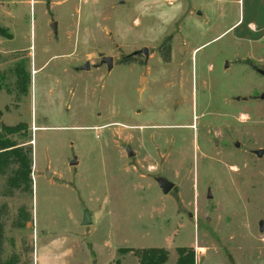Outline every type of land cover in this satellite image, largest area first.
<instances>
[{
    "label": "rangeland",
    "instance_id": "374dc122",
    "mask_svg": "<svg viewBox=\"0 0 264 264\" xmlns=\"http://www.w3.org/2000/svg\"><path fill=\"white\" fill-rule=\"evenodd\" d=\"M254 69L264 0H0V123L31 151L29 191L0 177V264H139L153 248L264 264Z\"/></svg>",
    "mask_w": 264,
    "mask_h": 264
},
{
    "label": "trees",
    "instance_id": "16d2710c",
    "mask_svg": "<svg viewBox=\"0 0 264 264\" xmlns=\"http://www.w3.org/2000/svg\"><path fill=\"white\" fill-rule=\"evenodd\" d=\"M18 81L19 90L25 94V83L28 80L26 81L23 78L20 80L18 78ZM25 129V124H18L12 128H5V132L6 135H14L24 132ZM30 153L29 149L18 147L15 142L6 136H0V177L6 178V185L10 191L22 188L29 191ZM22 216L21 214L19 217L21 218ZM20 218L17 219V222ZM1 237L0 225V242ZM132 253L138 259L139 264H166L168 257V253L163 249H144L132 251ZM176 255L175 264H195V254L192 249L177 248Z\"/></svg>",
    "mask_w": 264,
    "mask_h": 264
},
{
    "label": "water",
    "instance_id": "95a60500",
    "mask_svg": "<svg viewBox=\"0 0 264 264\" xmlns=\"http://www.w3.org/2000/svg\"><path fill=\"white\" fill-rule=\"evenodd\" d=\"M46 2V5L47 7L49 6V3H50V0H45ZM200 13L198 12V15ZM50 28L52 29L54 35H56V23H51L50 25ZM180 54H181V51H180ZM138 55H143L144 58H145V61H147L148 59V50L143 48L139 51H135L134 53L131 54V56H138ZM98 58H100V62L99 64L97 65V67H101L103 65H105L107 71H109L111 68H112V64H113V59L111 57H105L102 53H98L97 54ZM227 67V65H226ZM91 68L90 64L88 62H86L83 66L81 67H78L75 71H89ZM256 73H258L260 76L264 77V71L262 70H258V69H255ZM145 79L144 78H141L140 79V84L144 81ZM259 99L260 100H264V93H262L260 96H259ZM238 100V98H237ZM244 101L246 99H243ZM139 112V111H138ZM0 136L3 137V131H2V125L0 123ZM236 147L238 146L237 144L235 145ZM125 152H126V156L128 158L134 156V153L131 151V149L129 147H125ZM254 155L257 157V158H260L262 155H263V151L261 150H257V151H254L253 152ZM77 163L75 161V158L72 159V161H70L69 165L70 166H75ZM42 175L46 178V179H49V177L51 176V174L49 172H44L42 173ZM157 185L158 187L160 188L161 192L163 193V195H167L174 187V185L168 181H166L165 179H159L157 181ZM208 198H210V196H208ZM91 225V217H90V214L88 211H84L83 213V219H82V222H81V226L83 227H88ZM259 226H260V232H262V225L261 223H259Z\"/></svg>",
    "mask_w": 264,
    "mask_h": 264
},
{
    "label": "flooded vegetation",
    "instance_id": "af4514ba",
    "mask_svg": "<svg viewBox=\"0 0 264 264\" xmlns=\"http://www.w3.org/2000/svg\"><path fill=\"white\" fill-rule=\"evenodd\" d=\"M255 70V69H254Z\"/></svg>",
    "mask_w": 264,
    "mask_h": 264
}]
</instances>
